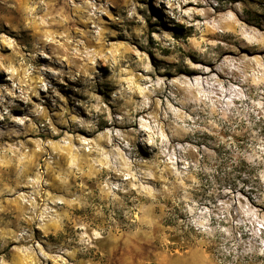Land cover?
Segmentation results:
<instances>
[{
    "label": "rangeland",
    "instance_id": "obj_1",
    "mask_svg": "<svg viewBox=\"0 0 264 264\" xmlns=\"http://www.w3.org/2000/svg\"><path fill=\"white\" fill-rule=\"evenodd\" d=\"M0 264H264V0H0Z\"/></svg>",
    "mask_w": 264,
    "mask_h": 264
},
{
    "label": "bare ground",
    "instance_id": "obj_2",
    "mask_svg": "<svg viewBox=\"0 0 264 264\" xmlns=\"http://www.w3.org/2000/svg\"><path fill=\"white\" fill-rule=\"evenodd\" d=\"M235 26V25H234ZM227 27V26H226ZM228 29V28H227ZM233 30V29H232ZM237 29H234L231 33L229 32V33H226V35L228 34L229 36H233V38H234V42H244V37H242L241 36V34H239V33H237V31H236ZM227 31V30H226ZM229 31V30H228ZM230 34H232V35H230ZM232 41V42H233ZM251 43V42H250ZM253 45H254V43H252ZM236 45V44H235Z\"/></svg>",
    "mask_w": 264,
    "mask_h": 264
}]
</instances>
